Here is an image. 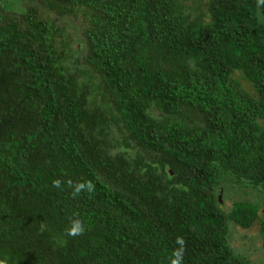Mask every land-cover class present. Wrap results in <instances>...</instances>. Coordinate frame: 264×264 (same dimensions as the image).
<instances>
[{"label":"trees","instance_id":"16d2710c","mask_svg":"<svg viewBox=\"0 0 264 264\" xmlns=\"http://www.w3.org/2000/svg\"><path fill=\"white\" fill-rule=\"evenodd\" d=\"M28 2L0 0V258L169 264L182 236L184 264H255L229 237L264 255V6Z\"/></svg>","mask_w":264,"mask_h":264},{"label":"rangeland","instance_id":"374dc122","mask_svg":"<svg viewBox=\"0 0 264 264\" xmlns=\"http://www.w3.org/2000/svg\"><path fill=\"white\" fill-rule=\"evenodd\" d=\"M18 2L20 4L23 5H28L29 2L28 0H18ZM78 19L75 18H65V17H54V21L57 24H63L65 21H67L68 23V28L71 25L70 28L72 27H76V25H80L81 23V19L80 17H77ZM82 29V28H81ZM69 31V30H68ZM71 31V29H70ZM78 32V33H77ZM76 36L78 38H81L80 35L81 33L79 32V29L76 31ZM235 79H237L240 84L242 85V87L248 92V93H253V89L252 86L248 83H245L243 81H240L238 79V77L236 75L233 76ZM235 198H232L230 196H228V200L223 201L224 203V207H228L229 206V202L234 200ZM257 234V227L256 225H252L249 229L247 230H241L240 228H233L232 231H230V237H229V244L230 246H232L233 248H241V249H247L246 255L248 257L249 261H253L255 264H264V255H263V251L261 250L260 247V239H258L256 237Z\"/></svg>","mask_w":264,"mask_h":264},{"label":"clouds","instance_id":"9594fccd","mask_svg":"<svg viewBox=\"0 0 264 264\" xmlns=\"http://www.w3.org/2000/svg\"><path fill=\"white\" fill-rule=\"evenodd\" d=\"M256 3L257 7L264 6V0H256ZM52 184L53 187L60 188L62 186V181L56 179L52 181ZM67 186L72 188V193H70V195H72L74 198L78 197L81 192H86L91 195L94 194L96 190L95 184L92 181L77 182L75 184H73L71 181H68ZM85 230V224L82 220L73 219L70 222V226L65 229V235L69 237H76L83 235ZM175 243L178 245V247L172 250L169 258V264H184L186 242L182 236H178ZM8 260L9 258L4 256L3 258H0V264H8Z\"/></svg>","mask_w":264,"mask_h":264},{"label":"water","instance_id":"95a60500","mask_svg":"<svg viewBox=\"0 0 264 264\" xmlns=\"http://www.w3.org/2000/svg\"><path fill=\"white\" fill-rule=\"evenodd\" d=\"M220 194V193H219Z\"/></svg>","mask_w":264,"mask_h":264}]
</instances>
